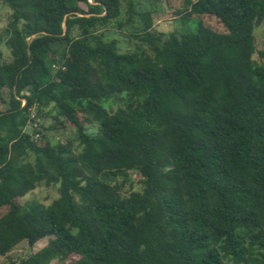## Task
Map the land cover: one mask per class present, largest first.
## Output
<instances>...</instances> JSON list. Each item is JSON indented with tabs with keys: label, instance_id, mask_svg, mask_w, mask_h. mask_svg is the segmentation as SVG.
Returning <instances> with one entry per match:
<instances>
[{
	"label": "trees",
	"instance_id": "obj_1",
	"mask_svg": "<svg viewBox=\"0 0 264 264\" xmlns=\"http://www.w3.org/2000/svg\"><path fill=\"white\" fill-rule=\"evenodd\" d=\"M182 1L201 20L166 37L132 0H0V258L47 238L12 264H264V0ZM137 17L147 50L104 39ZM42 183L59 198L17 202Z\"/></svg>",
	"mask_w": 264,
	"mask_h": 264
},
{
	"label": "rangeland",
	"instance_id": "obj_2",
	"mask_svg": "<svg viewBox=\"0 0 264 264\" xmlns=\"http://www.w3.org/2000/svg\"><path fill=\"white\" fill-rule=\"evenodd\" d=\"M123 6V18L125 19L126 10L128 8L129 0H121ZM137 12H151L154 20V31L165 34L168 37L171 33L180 34L183 32H194L196 31L197 24L200 18L194 16L189 22L185 23L183 18L185 16L184 6L182 0H132ZM11 15V10L2 5L0 8V31H3L7 27L9 17ZM206 24L214 29H217V24L214 19L204 18ZM219 27V26H218ZM141 28V23L137 17L135 23L128 24L122 30L115 27H110L104 32V39L107 41L117 40L119 45V50L122 53L133 52L137 49H146L147 47L137 40L133 34H137ZM256 43L258 53L255 55V60L259 61V52H264V22L256 28ZM3 60L9 61L11 59V54L9 48L3 44L2 46ZM119 101H110L105 105L113 107L114 109L120 106ZM9 108V91L0 90V112L6 111ZM52 119L39 120L38 123L45 124V126H51L53 124ZM27 131L31 132L29 127ZM87 132L90 135H96L99 133V129L96 125H88ZM75 128L68 127L61 134L50 132L49 136L55 142L57 139H62L63 141L70 140L75 143ZM76 144V143H75ZM124 178H119V182L122 183ZM57 185L48 186L44 183L40 184L37 189L28 193L25 197L20 198L17 202L21 205L27 206L30 203H41L44 205H50L54 200L59 198V190ZM143 185L141 184V177L136 172H130L129 180L123 185V195L127 196L131 192L142 191ZM4 211L1 212V214ZM48 242L45 238L38 242L34 247H29L27 243L20 244L17 249H15L10 254V259L0 258V264H12V261H19L23 258L28 257L43 248ZM52 264H62L58 261H54Z\"/></svg>",
	"mask_w": 264,
	"mask_h": 264
}]
</instances>
